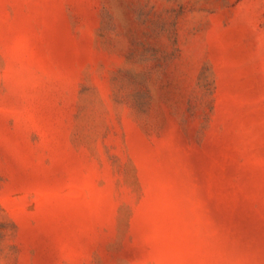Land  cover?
Masks as SVG:
<instances>
[{
  "label": "rangeland",
  "instance_id": "374dc122",
  "mask_svg": "<svg viewBox=\"0 0 264 264\" xmlns=\"http://www.w3.org/2000/svg\"><path fill=\"white\" fill-rule=\"evenodd\" d=\"M0 264H264V0H0Z\"/></svg>",
  "mask_w": 264,
  "mask_h": 264
}]
</instances>
